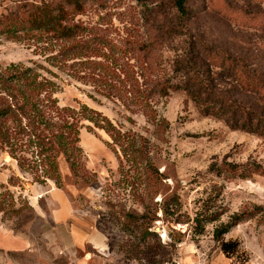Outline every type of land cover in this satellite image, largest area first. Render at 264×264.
<instances>
[{"label": "rangeland", "instance_id": "374dc122", "mask_svg": "<svg viewBox=\"0 0 264 264\" xmlns=\"http://www.w3.org/2000/svg\"><path fill=\"white\" fill-rule=\"evenodd\" d=\"M19 1L0 0V16L14 11ZM174 1L81 0L77 18L106 28L108 39L118 44L127 38L143 41L145 17L159 31L180 26ZM187 7L192 15L186 22L190 40L185 35L165 40L159 52L164 62L188 52L191 56L194 42L202 40L241 58L264 77V0H188ZM46 55L0 34V68L18 62L48 67L57 74L49 76L60 85L55 94L60 106L78 110L87 105L98 111L122 133L138 142L143 138L140 144L146 145L147 154L141 159L135 155L134 162L132 153L125 154L105 130L83 121L72 160L63 154L57 159L58 183L54 178L40 183L0 149V233L37 237L33 251L0 250V264H79L63 257L53 262L54 251L43 246L40 219H48L42 215L48 214L51 188L64 190L76 219L92 221L108 238L107 249L92 253L87 264H264V211L256 212L264 209V175L227 178L209 171L213 162L224 159L237 164L251 160L264 167V137L201 115L183 91L159 100L156 119H150L139 105L124 108L96 92L90 82L49 65ZM222 85L231 97L264 113V96L231 79L224 78ZM253 212L216 237L233 217ZM0 237L15 243L10 235ZM222 241H238L240 249L228 256Z\"/></svg>", "mask_w": 264, "mask_h": 264}, {"label": "trees", "instance_id": "16d2710c", "mask_svg": "<svg viewBox=\"0 0 264 264\" xmlns=\"http://www.w3.org/2000/svg\"><path fill=\"white\" fill-rule=\"evenodd\" d=\"M187 1H174L180 24L174 31L154 30L145 17L143 41L127 38L118 44L108 39L106 28L88 25L77 18L82 10L81 0H21L14 11L0 16V34L40 49L47 54L49 65L70 77L90 82L96 92L124 108L139 105L150 119H156L155 105L159 100L183 91L201 115L264 137V113L240 103L222 85L224 78L231 79L244 90L264 96V77L251 70L244 60L202 40L198 41L199 49L194 42L196 50L191 51V56L188 52L172 63L162 60L159 52L165 40L178 35L190 40L186 22L192 15ZM49 75L57 77L36 62L10 63L0 68V149L17 162L21 171L40 183L47 178L58 183L57 159L63 154L68 161L72 160L83 121L105 130L125 154L132 153L134 162L138 157L145 158L147 147L140 144L143 138L138 142L122 133L112 120L87 105L78 110L60 106L55 97L60 85ZM209 171L227 178L264 175V167L251 160L245 164L227 159L215 161ZM261 211L264 209L256 212ZM255 214L233 217L234 222L218 230L216 237ZM221 249L229 256L240 249V244L222 241Z\"/></svg>", "mask_w": 264, "mask_h": 264}, {"label": "crops", "instance_id": "0c3cea01", "mask_svg": "<svg viewBox=\"0 0 264 264\" xmlns=\"http://www.w3.org/2000/svg\"><path fill=\"white\" fill-rule=\"evenodd\" d=\"M47 200L49 211L47 215L42 216L48 219H40L42 225L40 235L44 242L43 246L54 251L53 262L63 257L71 263L87 264L86 260L92 258V253H100L107 249L108 238L105 233L88 219H76L74 205L64 190L51 188ZM0 235L3 238L10 235V239L15 240V243L10 245L9 241L7 243L0 237V250L4 253L33 251L37 247L35 243L37 237H24L8 231ZM80 250L83 251L82 258L79 257ZM55 263L59 264L58 261Z\"/></svg>", "mask_w": 264, "mask_h": 264}, {"label": "built area", "instance_id": "2783aa9c", "mask_svg": "<svg viewBox=\"0 0 264 264\" xmlns=\"http://www.w3.org/2000/svg\"><path fill=\"white\" fill-rule=\"evenodd\" d=\"M224 264H236L233 260H229L227 263Z\"/></svg>", "mask_w": 264, "mask_h": 264}, {"label": "bare ground", "instance_id": "6f19581e", "mask_svg": "<svg viewBox=\"0 0 264 264\" xmlns=\"http://www.w3.org/2000/svg\"><path fill=\"white\" fill-rule=\"evenodd\" d=\"M160 230V229H159ZM163 233V236H165V234H164V232H162Z\"/></svg>", "mask_w": 264, "mask_h": 264}, {"label": "water", "instance_id": "95a60500", "mask_svg": "<svg viewBox=\"0 0 264 264\" xmlns=\"http://www.w3.org/2000/svg\"><path fill=\"white\" fill-rule=\"evenodd\" d=\"M157 231H159V229L157 228Z\"/></svg>", "mask_w": 264, "mask_h": 264}]
</instances>
